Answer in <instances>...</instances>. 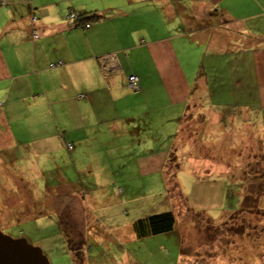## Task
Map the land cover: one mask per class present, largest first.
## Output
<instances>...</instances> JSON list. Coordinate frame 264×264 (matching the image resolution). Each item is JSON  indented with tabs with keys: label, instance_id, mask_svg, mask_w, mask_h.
<instances>
[{
	"label": "rangeland",
	"instance_id": "rangeland-1",
	"mask_svg": "<svg viewBox=\"0 0 264 264\" xmlns=\"http://www.w3.org/2000/svg\"><path fill=\"white\" fill-rule=\"evenodd\" d=\"M160 24L151 29L154 37L164 34L168 38L178 30H184V40L190 35L186 23L181 27ZM225 29L218 27L219 33ZM235 38L230 42L232 50L242 43ZM189 43L184 44L190 47ZM193 49L195 58L178 59L185 82L196 84L185 109L179 107L174 94H165L159 87L155 68L145 54L141 62V52L128 59L126 69L142 71L145 85L153 90L151 100H157L160 107L153 111L152 102L142 108V96L131 98L126 114L133 117L132 111H139L141 130L132 135L120 129V149L109 150L118 153L115 156L104 155L106 147L94 153L91 147L82 151V146L73 143L74 135L82 136L84 145L88 142L85 131L93 133L92 127L81 130L82 123L66 129H74V134L64 137L73 147L63 146L59 151H38L33 145L37 138L59 133V125L32 129L31 125L0 123V231L40 247L50 264H264L260 141L252 139L253 128L249 130L248 123L241 124L243 115L236 107H227L216 126L202 122L210 112L211 99L213 110L221 111L217 104L228 103L231 94H237L242 85L238 73L245 65L236 54H219L209 43L196 44ZM195 118L197 124L190 123ZM177 122L182 124V133L177 132ZM119 124L123 127L125 122ZM240 127L249 133L243 135ZM115 142L111 140L110 146ZM147 146L150 152L170 147L162 172L141 173L134 168L132 158ZM194 178L214 188V197L202 196V205L192 195ZM119 199L135 200L127 208L128 215L172 211L174 231L138 238L119 234L117 228L118 235L114 234L106 217ZM139 199L144 204H137Z\"/></svg>",
	"mask_w": 264,
	"mask_h": 264
},
{
	"label": "crops",
	"instance_id": "crops-1",
	"mask_svg": "<svg viewBox=\"0 0 264 264\" xmlns=\"http://www.w3.org/2000/svg\"><path fill=\"white\" fill-rule=\"evenodd\" d=\"M70 11L82 15L72 25L67 21ZM91 12L101 17L84 19ZM86 22L90 23L88 28L75 26ZM160 23L179 27L186 23L190 35L184 40L181 34L184 30H178L168 38L164 34L154 37L151 29H158ZM218 27L227 29L219 33ZM34 33L38 36L34 37ZM233 37L242 41L235 50L229 47ZM200 43L217 47L219 54H236L240 64L245 65L244 71L238 73L242 85L237 94H231L228 103L217 104L216 109L221 111L213 110L211 99L210 112L202 122L216 126L227 107H236L243 115L241 124L248 123L247 128H253L252 139L260 141L264 154V0H0V123L31 125L32 129L59 125V133L34 140V149L38 151H59L63 146L70 149L67 146L71 145L70 140L64 137L75 132L66 129L82 123L81 130L93 128V133L85 131L88 142L83 145L84 138L75 135L71 141L82 146V151L91 147L95 153V149L106 147L104 155L115 156L118 153L109 150L118 151L120 129L131 134L141 130L139 111L134 109L133 117L126 114L133 103L131 98L142 96L146 102H142V108L153 102V90L145 85L142 71L126 69L128 59L134 54L138 57L141 52L143 56L138 59L141 62L145 54L155 68L159 87L165 94H174L179 107L185 109L196 84L185 82L178 59L195 58L193 48ZM131 74L138 77L135 88L128 82ZM158 103L157 100L152 103L153 111L160 107ZM119 122H125L123 127ZM194 122L197 124L198 119H191L190 123ZM177 124V132L182 133V124ZM242 133L249 131L242 129ZM111 140L116 142L110 146ZM149 150L148 146L141 147L134 155V168L141 173L162 172L170 147ZM194 180L192 195L195 203L202 205V196L214 197V188ZM131 201L119 199L114 212V206L110 208L106 218L113 226L110 229L115 228L114 234L119 228V234L135 236L132 221L145 214L128 215ZM140 201L137 204H144ZM104 208L108 210L107 206ZM127 219L129 223H125Z\"/></svg>",
	"mask_w": 264,
	"mask_h": 264
},
{
	"label": "water",
	"instance_id": "water-1",
	"mask_svg": "<svg viewBox=\"0 0 264 264\" xmlns=\"http://www.w3.org/2000/svg\"><path fill=\"white\" fill-rule=\"evenodd\" d=\"M0 264H50L40 247L0 231Z\"/></svg>",
	"mask_w": 264,
	"mask_h": 264
},
{
	"label": "trees",
	"instance_id": "trees-1",
	"mask_svg": "<svg viewBox=\"0 0 264 264\" xmlns=\"http://www.w3.org/2000/svg\"><path fill=\"white\" fill-rule=\"evenodd\" d=\"M88 15L84 19L96 20L101 17V15L94 13V12H91ZM81 16L82 15L78 17L80 18ZM84 24L85 23L78 24V25L84 27ZM89 26H90V23H89ZM88 27H84V28H88ZM132 226H133L135 236L138 238L145 237L148 235H154L158 233H165V232L171 233L174 231V228H175V217H174L173 212L170 210L151 213V214L134 219L132 221Z\"/></svg>",
	"mask_w": 264,
	"mask_h": 264
},
{
	"label": "built area",
	"instance_id": "built-area-1",
	"mask_svg": "<svg viewBox=\"0 0 264 264\" xmlns=\"http://www.w3.org/2000/svg\"><path fill=\"white\" fill-rule=\"evenodd\" d=\"M78 19V15L77 13H75L74 11H70L67 15V21L69 22L70 25H72V22L74 20H77ZM78 24H75V26H77ZM89 26V22H86L84 24V27H88ZM34 37H37L38 35L36 33H34L33 35ZM107 66H105V69H106ZM128 82H129V85H131L132 87H136L137 85V82H138V77L134 74H131L128 76ZM69 148H71V145L68 144L67 145Z\"/></svg>",
	"mask_w": 264,
	"mask_h": 264
}]
</instances>
